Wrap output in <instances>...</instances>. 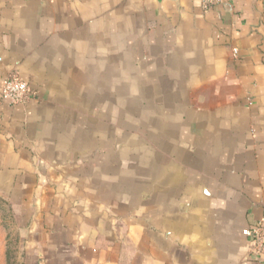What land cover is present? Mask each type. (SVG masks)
Returning a JSON list of instances; mask_svg holds the SVG:
<instances>
[{"label": "crops", "instance_id": "obj_1", "mask_svg": "<svg viewBox=\"0 0 264 264\" xmlns=\"http://www.w3.org/2000/svg\"><path fill=\"white\" fill-rule=\"evenodd\" d=\"M12 78L32 94L0 97V197L26 264H264V0H0Z\"/></svg>", "mask_w": 264, "mask_h": 264}, {"label": "rangeland", "instance_id": "obj_2", "mask_svg": "<svg viewBox=\"0 0 264 264\" xmlns=\"http://www.w3.org/2000/svg\"><path fill=\"white\" fill-rule=\"evenodd\" d=\"M26 230L20 211L0 197V264H26Z\"/></svg>", "mask_w": 264, "mask_h": 264}, {"label": "built area", "instance_id": "obj_3", "mask_svg": "<svg viewBox=\"0 0 264 264\" xmlns=\"http://www.w3.org/2000/svg\"><path fill=\"white\" fill-rule=\"evenodd\" d=\"M237 54L238 51L235 50L234 56ZM31 94L29 84L18 78L8 79L0 91V97L14 104L26 103ZM245 236L249 245V257L264 262V217L256 225L248 228Z\"/></svg>", "mask_w": 264, "mask_h": 264}]
</instances>
